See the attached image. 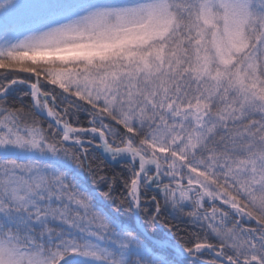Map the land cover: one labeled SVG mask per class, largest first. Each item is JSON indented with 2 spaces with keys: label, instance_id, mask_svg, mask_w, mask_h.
I'll list each match as a JSON object with an SVG mask.
<instances>
[{
  "label": "snow or ice",
  "instance_id": "obj_1",
  "mask_svg": "<svg viewBox=\"0 0 264 264\" xmlns=\"http://www.w3.org/2000/svg\"><path fill=\"white\" fill-rule=\"evenodd\" d=\"M0 264H264V0H0Z\"/></svg>",
  "mask_w": 264,
  "mask_h": 264
}]
</instances>
